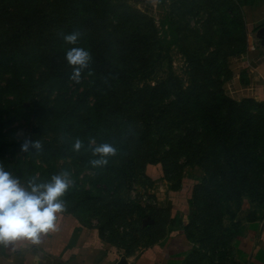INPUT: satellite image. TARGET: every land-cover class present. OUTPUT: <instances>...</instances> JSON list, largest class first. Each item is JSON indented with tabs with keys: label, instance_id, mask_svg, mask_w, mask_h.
<instances>
[{
	"label": "rangeland",
	"instance_id": "obj_1",
	"mask_svg": "<svg viewBox=\"0 0 264 264\" xmlns=\"http://www.w3.org/2000/svg\"><path fill=\"white\" fill-rule=\"evenodd\" d=\"M106 1L0 0V163L25 186L33 177L40 183L62 171L69 172L74 183L64 196V214L73 213L96 229L110 245L113 259L125 257L131 264L147 246L162 242L171 234L183 233L191 242L186 264H239L230 257L231 243L249 222L264 217V196L248 190L238 201L226 200L222 208H210L203 217L198 215L192 199L188 219L182 211L171 213L168 206L171 191L174 186H181L185 177L196 181L197 194L203 200L210 199V189L217 195L218 189L223 188L215 172V154L208 148L211 138L197 129L194 144L181 143L189 142L187 127L195 124L199 108L185 112L177 106L175 113L163 115L156 122L149 117V138L124 142L127 151L117 150L116 156L109 157L114 168L107 167L108 170L90 163L97 158L92 155V147L100 144L102 137L87 124L95 116V122L101 121L98 129L112 125L103 120V112L97 114L107 98L104 78L97 71L99 57L109 43L103 31L106 25L119 34L118 43H123L117 47L126 60L122 64L125 62L137 76L133 89L146 90L147 100L150 83L156 88L150 96L163 95V103L178 98L181 91L195 88L194 75H202L195 67L203 73L202 65L194 63L196 57L203 59L206 70H212L207 69L204 58L216 56L220 68L219 72L214 71V79H223L228 72L224 66L229 54L225 52L248 47L247 25L237 17L238 12L223 18L228 9L225 0H164L156 11H148V6L130 0H119L125 2L119 8L120 14L104 17L101 9ZM26 17L30 20L23 28L21 25L16 35L21 49L14 53L12 49L18 44L7 40L14 30V20L23 23ZM73 30L82 33L76 46L92 54L80 83L69 79L72 68L65 58L66 50L73 45L65 44L63 36ZM96 33L100 35L98 39ZM257 101L245 103L253 113L264 107L263 102ZM243 104L238 106L242 109ZM238 106L237 111L241 112ZM247 112L237 126L256 131L257 126L248 125ZM139 115L133 114L135 126L128 125V116L123 118L130 135L137 127L140 131L144 128ZM107 128L112 132L114 125ZM80 133L84 147L75 152L72 145ZM25 139L38 141L40 149L21 151ZM254 145L258 148V144ZM254 169H247L245 177L249 182L255 178ZM204 218L212 223L207 225Z\"/></svg>",
	"mask_w": 264,
	"mask_h": 264
},
{
	"label": "trees",
	"instance_id": "obj_2",
	"mask_svg": "<svg viewBox=\"0 0 264 264\" xmlns=\"http://www.w3.org/2000/svg\"><path fill=\"white\" fill-rule=\"evenodd\" d=\"M93 2V0H89ZM228 5V9L224 10L223 18L227 19L228 14L231 12L236 13L237 17L243 19L242 9L240 2L236 0H225ZM241 1V0H240ZM125 2L107 0L104 3V6L101 9V13L104 17H109L110 13L118 15L119 8L124 6ZM222 6V5H221ZM233 17V16H232ZM30 20V17H26L24 22L21 20L15 19V27L12 34L8 37L7 42H16L18 45L16 48L12 49V52L19 53L21 45L18 42V36H16L25 22ZM18 24V25H17ZM22 25V28H21ZM30 25V24H29ZM29 29V26H27ZM29 31V30H28ZM106 34V37H109L108 48L101 54L99 57V62L97 64L98 73L104 78L105 92L107 95L106 103L102 105V110L97 112L98 115L105 114L106 117L103 119L108 124L107 126H113L114 130L111 132L107 126H101L98 129V125L101 121L95 122V116L90 119L88 127H94L95 133L100 132L98 135H101L100 143H110L121 153L122 151H127L124 142L130 143L132 138L137 141L143 142L150 136L151 125H149L148 118H155V122L159 119H163V115L175 113V108L178 106L181 107L185 112L193 111V109L199 108V116H196L195 124L191 127H187V134H190L189 142H181L183 144H194L198 137L195 135V131L198 129L200 133L205 134L207 138H211L213 141L211 146H208L209 151L215 154V172L217 174L218 184L220 187L218 194L215 195L210 189L208 195L210 199L203 200L202 195L197 194V185L194 184L193 194L191 200L193 199L197 207V213L200 216H204L210 208H222L226 205V200L230 201L232 198H236V201L240 197L247 194L249 191H255L253 194L258 196H264V107L258 108L257 112L253 113L250 110V105L245 104L247 101L252 100L257 103L259 101L255 100L252 97H245L242 99H236L226 93L224 89V82L232 77V70L230 69L227 59L225 58V77L221 80L214 79L215 73L219 72V66L217 65L216 56H206L204 61L208 63L209 68L212 70H206L203 59L194 58V63H200L203 67V73L198 69V73H201V76L194 75L195 88L188 91H181L177 94L176 99L170 100L166 103L160 102L163 95L158 96L154 94L150 96V91L156 88H152V84L148 83V99L145 100L146 90L140 89L137 87L133 89L132 82L134 83L137 79V76L131 72V69L126 65L125 62L122 64V61H126L121 57V53L118 50V45H123L119 42L117 38L119 34L116 31H110L107 29L103 30ZM100 37L99 33H96L95 39ZM243 49H236L233 51H226L225 54H236ZM107 53V54H106ZM220 53V52H216ZM221 54V53H220ZM223 54V53H222ZM227 55L226 57H228ZM122 59V60H121ZM218 66L214 68V66ZM128 67V68H127ZM130 69V70H129ZM133 71V70H132ZM151 71H148V79L151 77ZM159 85V84H158ZM179 89V87H178ZM168 95V94H167ZM184 95V99L181 96ZM166 98V97H164ZM188 106L185 108L182 106V102ZM264 103V100H260ZM153 103V104H152ZM240 103L242 109L238 106ZM96 105L94 108H99ZM148 106V107H147ZM237 106L241 109V112L237 111ZM93 109V110H95ZM153 111H149V110ZM170 109V110H168ZM248 111V125L253 124L257 126V130L247 129L246 127L237 126L240 121L245 120L243 116L245 111ZM183 111V112H184ZM135 112L139 113V118L143 122V130H139V127L129 134L126 132L125 121L127 120L128 125L135 126L136 119L133 118ZM91 116V115H90ZM93 116V114H92ZM128 116V117H126ZM78 119L86 121L80 116H76ZM126 117V120L123 118ZM77 119V121H79ZM150 119V120H151ZM239 129V132L237 130ZM138 133V135H135ZM141 133V136H140ZM129 134V135H128ZM82 134H78L80 138ZM135 135V137L133 136ZM255 138V139H254ZM128 143V144H129ZM254 144H258V148H255ZM158 161V160H156ZM211 161V160H210ZM209 164L211 162L205 161L204 164ZM248 168H247V166ZM107 167L114 168L112 166V161L109 160ZM245 167V168H244ZM255 174V178H252L249 181L246 180L247 169H251ZM242 169L244 171H242ZM209 172V170L207 169ZM250 171V170H249ZM107 175V174H106ZM180 187V186H179ZM179 187L174 186L175 189ZM215 195V196H214ZM252 195V194H250ZM191 206V205H190ZM190 210L188 213L189 218ZM202 216V217H203ZM204 222L207 225H210L212 222L208 218H204ZM155 231V230H154Z\"/></svg>",
	"mask_w": 264,
	"mask_h": 264
},
{
	"label": "crops",
	"instance_id": "obj_3",
	"mask_svg": "<svg viewBox=\"0 0 264 264\" xmlns=\"http://www.w3.org/2000/svg\"><path fill=\"white\" fill-rule=\"evenodd\" d=\"M156 11L164 0H130ZM243 19L248 28V47L229 55L227 63L232 77L224 82L226 93L236 99L252 97L264 100V48L255 31L264 25V0H241ZM196 181L184 178L178 189L171 191L168 204L171 213L183 212L188 219L193 187ZM57 229L42 235L39 245L20 240L7 248L0 246V264H115L110 245L73 213L59 214ZM230 257L239 264H264V217L249 222L238 234L230 248ZM191 242L183 234H171L134 256L131 264H186ZM232 262V260H229ZM130 262V261H129Z\"/></svg>",
	"mask_w": 264,
	"mask_h": 264
},
{
	"label": "clouds",
	"instance_id": "obj_4",
	"mask_svg": "<svg viewBox=\"0 0 264 264\" xmlns=\"http://www.w3.org/2000/svg\"><path fill=\"white\" fill-rule=\"evenodd\" d=\"M81 35L79 30H73L63 36L65 44L73 45L66 50L65 58L72 68L69 79L75 83H80L82 72L89 68L92 61L90 50L76 46ZM40 147L38 141L25 139L20 150L27 152L29 148L38 150ZM83 147V141L76 138L73 151L79 152ZM92 155L97 158L90 161L91 165L103 167L108 164L109 157L117 155V148L110 143H100L92 147ZM73 183L70 173L62 171L46 182L37 183L36 177H33L25 186L0 163V246L7 248L20 240L39 245L42 235L56 231L59 214L67 211L64 196Z\"/></svg>",
	"mask_w": 264,
	"mask_h": 264
},
{
	"label": "water",
	"instance_id": "obj_5",
	"mask_svg": "<svg viewBox=\"0 0 264 264\" xmlns=\"http://www.w3.org/2000/svg\"><path fill=\"white\" fill-rule=\"evenodd\" d=\"M255 36L260 40V44L264 48V25L257 28ZM115 264H129V262L125 257H121Z\"/></svg>",
	"mask_w": 264,
	"mask_h": 264
}]
</instances>
